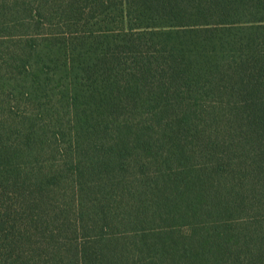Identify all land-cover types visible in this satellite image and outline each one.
I'll use <instances>...</instances> for the list:
<instances>
[{
    "label": "trees",
    "instance_id": "obj_1",
    "mask_svg": "<svg viewBox=\"0 0 264 264\" xmlns=\"http://www.w3.org/2000/svg\"><path fill=\"white\" fill-rule=\"evenodd\" d=\"M0 264H264V0H0Z\"/></svg>",
    "mask_w": 264,
    "mask_h": 264
}]
</instances>
